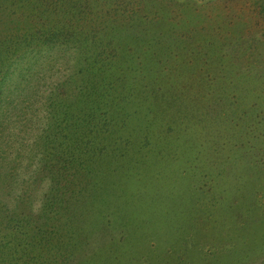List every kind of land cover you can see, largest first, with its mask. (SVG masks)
I'll return each instance as SVG.
<instances>
[{
    "label": "trees",
    "instance_id": "obj_1",
    "mask_svg": "<svg viewBox=\"0 0 264 264\" xmlns=\"http://www.w3.org/2000/svg\"><path fill=\"white\" fill-rule=\"evenodd\" d=\"M140 1L116 0L113 7L124 4L126 14H131V23L119 26L107 22L113 11L106 10L105 0H0V245H15L8 235L13 231L20 234L18 245H59V258L54 263L49 260L50 264L87 262L81 258L73 263L76 254L90 246V235L102 226L108 243L124 239V230L114 223L112 207L103 197L110 186L108 179L122 171L124 154L141 170L151 158L157 164H174V157L163 159L157 151L177 141L174 106L171 112L161 108L157 127L152 116H142V108H134L129 88L142 84L172 88L165 69L170 57H165L171 55L173 39L196 30L192 22L209 14L220 1L161 0L157 9L144 6V19L136 20L132 13L137 14L145 0ZM146 1L152 6L160 0ZM260 7L263 17L264 6ZM121 9L125 19L124 6ZM152 19L163 23L153 26ZM197 27L205 29L202 24ZM60 63H73L72 75L48 87L46 101L36 113L40 125L33 134L24 131L22 135L21 124L29 120V111L33 114V102L26 100L30 104L21 107L14 105L15 98L19 96L21 103L22 98L35 96L33 80L45 67L54 69ZM141 66L152 70L153 81L143 77ZM205 82L211 85L212 78ZM171 91L173 105L181 94ZM235 100L237 95L230 90V105ZM137 116L141 118L135 120ZM26 140L28 145L23 146ZM13 144L19 147L11 150ZM15 162L30 172L31 182H21L18 168L12 166ZM34 178L43 180L34 185ZM22 184V192L15 193ZM39 191L45 199L35 211L33 194Z\"/></svg>",
    "mask_w": 264,
    "mask_h": 264
},
{
    "label": "rangeland",
    "instance_id": "obj_2",
    "mask_svg": "<svg viewBox=\"0 0 264 264\" xmlns=\"http://www.w3.org/2000/svg\"><path fill=\"white\" fill-rule=\"evenodd\" d=\"M105 1L106 10L113 11L107 22L119 26L131 23L126 5H122L123 19L122 7H113L116 0ZM160 2L150 6L145 0L137 14L132 13L133 19H144L143 7L157 9ZM214 2L220 5L192 22L196 30L173 39L171 55L165 57H170L165 69L173 87L142 84L129 88L134 108H142V116H152L157 127L161 108L171 112L174 106L177 141L170 147H157L163 159L174 157V164H157L151 158L141 170L124 154L120 175L108 179L110 186L103 194L112 207L114 223L124 230V239L108 243L102 226L90 235V246L82 248L73 263L84 258L89 260L80 264H264V16L259 13L264 0ZM150 22L153 26L163 23L159 19ZM201 24L205 29H198ZM72 64L45 67L33 80L37 94L22 98L21 103L19 96L15 98L14 105L21 107L30 104L26 100L33 102V114L29 111V120L21 124L22 135L24 131L33 134L40 125L36 113L46 101L48 87L68 80ZM141 69L143 77L153 81L152 70L147 66ZM43 76L45 80L40 82ZM209 78L211 85L205 82ZM171 89L181 94L175 96L173 105L169 103ZM230 90L237 95L232 105ZM26 142L21 144L27 146ZM18 147L13 144L11 150ZM4 148L8 150V145ZM12 166L18 168L21 182L32 181L22 163ZM38 179L43 180L34 178V185ZM22 186L16 187L15 193L22 192ZM40 193L33 194L35 211L43 207L45 197ZM12 232L8 235L15 245H0V264L58 260L59 245H18L20 234ZM152 238L154 245L149 244Z\"/></svg>",
    "mask_w": 264,
    "mask_h": 264
}]
</instances>
